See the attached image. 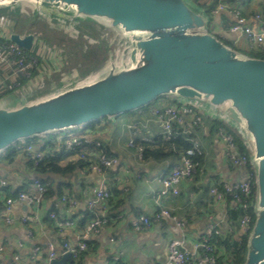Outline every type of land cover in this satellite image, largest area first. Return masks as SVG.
<instances>
[{
	"label": "water",
	"instance_id": "obj_1",
	"mask_svg": "<svg viewBox=\"0 0 264 264\" xmlns=\"http://www.w3.org/2000/svg\"><path fill=\"white\" fill-rule=\"evenodd\" d=\"M47 16L91 19L121 47L97 70L21 104L0 105V153L17 142L65 132L152 105L161 96L219 108L248 141L255 172V220L244 264H264V58L245 54L209 29L187 0H0ZM231 35H234L231 33ZM35 35L10 28L31 49ZM71 252L50 264H68Z\"/></svg>",
	"mask_w": 264,
	"mask_h": 264
},
{
	"label": "crops",
	"instance_id": "obj_2",
	"mask_svg": "<svg viewBox=\"0 0 264 264\" xmlns=\"http://www.w3.org/2000/svg\"><path fill=\"white\" fill-rule=\"evenodd\" d=\"M189 2L193 6L196 0L192 2L189 0ZM261 3V0H244L241 4L236 5L235 3V5L253 15L263 7ZM231 4L234 3L231 2ZM19 8L22 11L29 7L21 5ZM211 18L209 23L211 31L221 33L220 38L228 41L229 45L235 49L241 52L249 51L245 39L234 33L231 35L227 31L228 26L226 28L220 25L223 18L230 25L231 14L221 12L218 15H211ZM1 23L7 26L10 33L12 26H8L7 17L1 15ZM27 32L36 34L30 30ZM34 85L30 87L32 89H30L27 99H23L25 98L23 96L15 99L8 97L9 100H5L1 104L15 102L19 105L51 90L54 84L47 85L48 87L44 91L39 92L32 91ZM150 113L151 110L146 107L135 111L134 114L119 116L121 118L102 119L101 122L88 128L86 135L79 136L91 141L98 140L103 144L109 143L112 146V154L119 157V164L109 170V173L126 172L128 176L130 186L128 193L120 192L114 183L110 185L112 197L107 202L108 208H104L103 204H98L94 210L89 207L93 189L99 185L101 180L99 174L82 169H75L63 177L53 173L48 174L54 181H64L63 193L69 194L77 201V204L71 209L64 205L55 209L57 218H68L76 222L73 228L60 230L56 226V220L50 216L53 203L60 197L58 193L45 197L40 208L39 221L30 220L26 224L19 222L8 224L2 214L8 197L15 198L14 216H26L30 219L34 216L36 206L19 200L17 196L20 191L29 189L37 173L30 166V159L23 149L17 151L12 162H10V158H7V155L1 158L0 178L5 179L7 183L5 187L0 188V246L2 248L0 263L44 264L48 257L47 240L51 239L55 242L59 253L63 250L64 242L69 241L77 246L88 221L96 215L108 214L109 211L116 215H111L112 221L88 238L87 249L82 251L80 264H115L117 262L123 264H171L168 261V243L172 238H183L186 244L190 245L205 235L210 225L215 227L216 234L220 236H227L234 232L233 237L238 238L244 234L240 223L235 222L232 218L234 202L229 198L224 202L215 201L210 196L209 189L211 185L217 183L243 180L247 174L246 170L230 165L225 145L218 139L217 132L209 131L206 123L198 132L206 151L199 172L192 178H184L180 185V194L171 195L165 200L166 206L176 207L174 214L180 220L185 221V227L180 228L176 219L163 218L143 230L133 229L129 219L141 214H151L154 211L156 208L154 199L162 188V178L178 163L173 164L172 161L165 159L160 162L150 161L142 164L141 158L137 156V150L128 147L126 137L128 129L125 123L140 116L151 117ZM149 126L153 133L157 135L160 133V128L155 122L150 123ZM68 136L69 133H66L64 137ZM64 137L57 136L56 140L62 141ZM48 139L50 140V137H42L37 142L43 143ZM52 149H59V145L53 146ZM78 158V155L70 156L63 159L60 164L66 165ZM169 167L171 169H168ZM52 181L49 180V182ZM118 214H122L123 218H118ZM16 256L19 258L16 259Z\"/></svg>",
	"mask_w": 264,
	"mask_h": 264
},
{
	"label": "built area",
	"instance_id": "obj_3",
	"mask_svg": "<svg viewBox=\"0 0 264 264\" xmlns=\"http://www.w3.org/2000/svg\"><path fill=\"white\" fill-rule=\"evenodd\" d=\"M199 1L201 3L207 2V11H209L210 15H218L221 12L231 14L232 22L228 26L227 31L245 39L249 51L264 48V0H261L263 7L259 8L253 15L246 13L241 7L231 4L227 0H218L217 4L212 7L210 5L213 3V0ZM23 11L27 12L25 9ZM204 14L208 17L206 13ZM0 28L4 31V40L0 43V69L4 70L3 73H0V88L19 89L33 85L35 82L38 84L42 78L49 77L50 72L58 71L64 63L61 56L62 48L51 47L47 43L36 45L40 38L34 34L35 38L32 46L34 49L28 50L10 39V33L5 24L1 23ZM171 97L174 100L172 104L161 101L157 106L150 105L151 117L140 116L136 119H130L125 123L128 129L126 134L127 145L130 148L134 147L137 139L152 142L155 135L149 128L152 122L158 124L160 128L159 134L163 136V139L171 140L183 135L192 144L190 148L184 150L174 147V150L179 153L180 162L174 165L172 170L162 178V188L154 199L156 204L154 211L151 214H141L129 219V223L136 231L148 228L153 222L163 218L176 219L180 228L185 227V221L180 220L174 214L176 207L166 206L165 200L171 195L180 194V185L184 178H192L199 172L201 167L196 158L205 156L206 151L203 147V141L199 138L197 132L203 128L206 120H220L226 127H230L233 131L240 133L235 124L219 108L198 99ZM217 137L226 147V155L230 165L244 168L247 174L241 181L221 182L211 185L209 189L210 196L217 202H224L230 196L234 202L232 213L238 214L243 210V214L240 217L241 229L243 233L249 232L250 234L254 224V217L249 212V209L252 205L251 198L255 184V172L250 170V165H252L251 154L239 152L234 133L228 132L225 127L219 128ZM246 142L248 143L247 140ZM91 143H95L98 147L102 145V142L98 140L91 141L84 137L76 136L74 133H69L65 147L68 150H72L76 146ZM41 146L42 143L30 141L28 144L19 146V148L25 150L27 156L37 164L48 153L47 150H42ZM143 149V146L136 149L137 156L140 158L142 157ZM80 157L87 158L89 161V165L82 170L99 174L101 177L99 185L93 189L92 197L89 199V207L92 210L98 204H103L104 208H108L107 202L112 197L110 188L112 183L115 184L120 192L128 193L130 191L126 172L109 173V170L119 164L118 156L107 155L103 151L92 150L82 153ZM6 183L5 179L0 178V188L5 187ZM47 191V185L41 179L35 178L28 190L18 193L17 198L19 200L36 206L35 214L31 219L26 216H14L13 203L15 198L8 197L2 213L5 221L8 224H15L16 222L26 224L30 220L33 222L39 221L40 208L42 202L45 200ZM76 204V199L67 193L62 194L53 203V210L50 216L56 220V226L60 230L73 228L76 222L68 218H57L55 209L61 205L71 209ZM118 218H123V215L118 214ZM111 221L112 216H109L107 213L102 216H94L86 224L79 244L74 246L69 241L64 242L61 253L57 250L53 240H47L48 257L44 264H50L54 258H58L66 252H71L72 258L77 260L79 254L87 249L88 238L94 232L107 226ZM216 233L215 227L210 225L206 234L190 245L186 244L183 238L170 239L168 243V261L171 264H217V256L214 254L215 248L211 243V239ZM18 258L19 256H16V259ZM0 264L6 263L1 262Z\"/></svg>",
	"mask_w": 264,
	"mask_h": 264
},
{
	"label": "trees",
	"instance_id": "obj_4",
	"mask_svg": "<svg viewBox=\"0 0 264 264\" xmlns=\"http://www.w3.org/2000/svg\"><path fill=\"white\" fill-rule=\"evenodd\" d=\"M227 1L234 3V0H227ZM241 1H244V0H241ZM217 2L218 0H213V3L210 5V7L215 6ZM193 5H194L193 7L196 10L200 11L199 9H201L200 12L206 13L209 19L211 18L209 11H207V2L201 3L199 0H196V3H194ZM10 9L11 8L1 9L0 16L3 15L7 17L8 20L11 19L12 13ZM51 17L53 18V19L51 18L52 19L51 21L56 22L54 28L59 30L60 26L57 24L58 22L57 20L59 19L56 16H51ZM78 21L81 22V24L84 26L77 25L76 22ZM62 22H64L63 31L65 34L67 33L75 38V36L77 37V35L79 34L78 32H83L85 34L84 37L87 40H89V42L90 41L94 42V44H91L84 40L81 42H78V41H74L73 38H70L74 43L71 45L67 43L68 45H66L65 47L66 49H64V56H65L64 61L69 62L70 56L73 59H78L80 55L81 56L80 61L76 62L74 60V64L76 63L75 66L79 70L81 76H85L89 74L90 72L95 71L98 68H100L107 59V57L105 56V52L107 49L105 47L106 41L102 40L99 37H96L97 35L95 33V27L92 25L91 26L89 25V24L96 23V22L91 19H85V20L77 19V20H74L72 24L66 20H62ZM87 22H90V23L88 24ZM83 23H87V24H83ZM3 34H4V31L1 30L0 28V43L4 40ZM35 35L41 38L40 35L38 34H35ZM46 36L47 35H44L43 37H46ZM47 41L46 43L51 47L53 46L60 47L58 41H54L52 43L49 40ZM224 42L229 44L228 41H224ZM76 47L77 49H75ZM33 49L34 48H32L31 50ZM71 51H73L74 53L72 54ZM79 51L82 54H79L78 53ZM244 53L250 56L264 58V48L253 49L250 51H245ZM3 72L4 70L0 69V73H3ZM51 77L52 76H50V78L48 77L49 78L48 81H50L52 84L53 80H51L52 79ZM50 82H48L49 85H50ZM58 85H61V84L59 83ZM0 90H1L0 96H2L3 94L12 93L15 90V88H8V89L0 88ZM161 101L166 102L167 104H172L174 102L171 96H165L164 98L159 99V101H157L158 102L157 104H153V105L157 106L159 105ZM147 107L149 108V106ZM134 113L135 111L131 112L130 114H134ZM103 119L110 120L109 118H103ZM101 121L102 119L88 123L86 125H83L77 128H74L72 130H68L66 132L67 134L74 133L76 136H83V135H86L88 128L93 127L94 125H96L97 123ZM205 123L207 124L208 129L211 133L212 132L216 133L220 127H225L226 130H228V132H233L236 138V143H237L239 152L250 154L249 144L246 142L245 138L240 133H238L237 131L236 132L233 131L230 127H226L224 123L220 120H206ZM177 127L179 128L178 125ZM60 133L61 132H56V133L39 136L33 139L23 140V141L17 142L16 143L17 145L16 144L11 145L4 152L0 153V159L7 155V158L8 159L10 158V162H12L14 155L20 149V148H17L18 145H25V144H28L30 141L37 142L38 138L40 137H44V138L50 137V140L49 139L46 140L45 142L42 143V146H41L42 150L48 151L47 156L37 164L34 163L29 158L30 166L33 167L37 173L36 178L41 179L48 187V191L45 197L48 196L49 194L52 195L55 193H58V195L61 196L63 193L62 186L64 184V181H60V182L54 181V179L48 176L49 173H53L54 175H59L63 177L69 173H72L75 169H84L85 167L89 165V161L87 158H81L80 155L88 151L98 150V151H103L107 155H113L112 146L109 143H106V144L102 143L100 147H98L95 143L83 144L81 146H76L72 150H68L65 147V140L67 139V137L66 138L64 137L62 141L56 140V137ZM55 145H59V149L57 150L52 149V147ZM191 145H192L191 142L188 139H186L183 135H180V137L176 139L165 140L163 139L162 135L155 134L153 136L152 142H147L142 139H137L133 148L138 149V147L140 146L144 147L143 152H142V157H141L142 162H150V161L160 162V161H164L165 159H168L172 161V163L174 164V163L180 162L179 153L176 150H174V147L180 150H184V149L190 148ZM74 155H78L79 157L74 162H68L66 165L60 164V162L63 159H67L68 157L74 156ZM204 157L205 156H200L196 158V160L200 163V167L203 164ZM168 169H171V168L169 167ZM250 170L254 172L252 165H250ZM49 180H53V181L49 182ZM255 196H256V185L254 184L252 198H251L252 205L249 209V212L254 217V220H255V211H254ZM229 199H232V198L229 196ZM242 214H243V210L240 211L238 214L232 213L233 220L237 223H240V217ZM108 215L111 216V215H116V214L111 213V211H109ZM233 235H234V232H232V234H228L227 236H220L218 234H214V236L212 237L211 243L215 248L214 254L217 256V264H244L246 254H247V244H248V239H249V232L241 234L238 238H234ZM82 254L83 252L79 254V257L77 258V260L75 258H72L69 264H80ZM115 264H123V263L117 262Z\"/></svg>",
	"mask_w": 264,
	"mask_h": 264
},
{
	"label": "rangeland",
	"instance_id": "obj_5",
	"mask_svg": "<svg viewBox=\"0 0 264 264\" xmlns=\"http://www.w3.org/2000/svg\"><path fill=\"white\" fill-rule=\"evenodd\" d=\"M190 1L192 2L193 0H190ZM187 2H189V0H187ZM241 2H242L241 0H234V4L236 3V5L238 3L240 4ZM24 9L27 12H25L23 10L21 11L19 6H15V7H12L10 9L11 13H12V18L8 20V26H12V28L14 29L15 32H20L22 34L26 33L28 30H30V31H34V33L40 35L41 38L36 45H42V44L46 43L47 40L51 41V43L54 41H58L59 46L62 47V49H63V51L61 52V56L65 59L64 49H66L65 48L66 45H68V44L71 45L74 43L70 38H73L74 41H78V42H81L83 40L89 42V40H87L84 37L85 34L83 32H78L79 34L77 35V37L75 36V38L73 36L67 34V33L65 34L63 31L64 22H62V20H64V19L58 18L59 20H57L58 21L57 24L60 26V29L58 30V29L54 28L56 22L51 21L53 19L51 16H47V15H44L42 13H38L36 11L33 12V10H31L29 8H24ZM199 10L201 11V9H199ZM66 21H68L71 24L73 22V21H69V20H66ZM9 23H10V25H9ZM87 23L89 24L90 22H87ZM87 23H83V24H87ZM76 24L80 25V26H84L79 21L76 22ZM89 25L90 26L92 25L95 27V33L97 35L96 37H99L102 40L106 41V46L105 45L104 46L107 49L105 52V56L107 57V59L110 56L115 57L117 51L120 49L121 46L119 44L111 41L113 39V36H112L113 31H111L109 29H105L102 25H100L98 23H92ZM220 25L224 26L226 28H227V26H229V24L225 22V18H223V21L220 23ZM44 35H47L46 36L47 38L43 37ZM63 40H65V41H63ZM89 43L94 44V42H92V41H90ZM75 49H77V47ZM243 52H245V51H243ZM71 53L73 54L74 52L71 51ZM78 53L82 54L80 51ZM63 58H62V60H63V62H65ZM80 59H81L80 55H79L78 59H73L70 56L69 62L67 61V62L63 63L58 71H56V70L52 71V72L49 71L51 73L50 76H52L51 80H53L52 84H54L51 87L52 89L56 88L57 86L59 87L60 86V85H58L59 83L61 85L69 84V83L74 82L77 79H80V77H82L79 70L75 66L76 63L74 64V60L77 62V61H80ZM107 59H106V61H107ZM50 76H49V78H50ZM49 78L48 77L42 78V80L38 83V86L35 82V85H34L32 91H37V92L44 91L48 87L47 85H49V83H48V82H50V81H48ZM50 84H51V82H50ZM30 87H32V85H29L26 88L15 89L12 93L3 94L2 96H0V104L5 100H9V99H7L8 97L9 98L12 97L15 99L16 97H20V96L22 97L23 96V97H25L23 99H27V96L29 95V92L31 91L30 89H32ZM20 91H21V94H20ZM164 97L165 96H161L160 98H158V100L153 102L152 105L157 104L158 103L157 101H159V99L164 98ZM119 118H121V117H119ZM66 133H67L66 131L61 132L58 136L64 137V136H66ZM41 138L42 137H40L38 139H41ZM66 140H65V142H66ZM22 144H24V143H22ZM18 146H21V145H18ZM250 154H251V152H250ZM140 162L142 164H144V162H142L141 160H140Z\"/></svg>",
	"mask_w": 264,
	"mask_h": 264
},
{
	"label": "clouds",
	"instance_id": "obj_6",
	"mask_svg": "<svg viewBox=\"0 0 264 264\" xmlns=\"http://www.w3.org/2000/svg\"><path fill=\"white\" fill-rule=\"evenodd\" d=\"M209 18V17H208ZM210 20V19H209ZM127 114H129V113H127ZM123 115H126V114H123Z\"/></svg>",
	"mask_w": 264,
	"mask_h": 264
},
{
	"label": "bare ground",
	"instance_id": "obj_7",
	"mask_svg": "<svg viewBox=\"0 0 264 264\" xmlns=\"http://www.w3.org/2000/svg\"><path fill=\"white\" fill-rule=\"evenodd\" d=\"M13 193H15V192H13Z\"/></svg>",
	"mask_w": 264,
	"mask_h": 264
}]
</instances>
